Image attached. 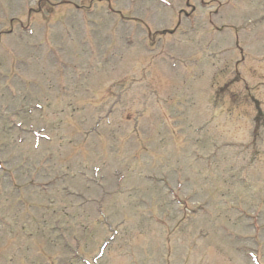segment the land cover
<instances>
[{
    "label": "rangeland",
    "instance_id": "obj_1",
    "mask_svg": "<svg viewBox=\"0 0 264 264\" xmlns=\"http://www.w3.org/2000/svg\"><path fill=\"white\" fill-rule=\"evenodd\" d=\"M256 247L264 0H0V264H251Z\"/></svg>",
    "mask_w": 264,
    "mask_h": 264
}]
</instances>
